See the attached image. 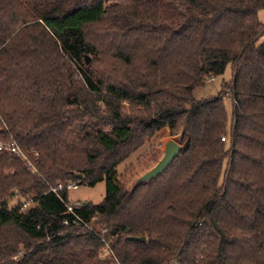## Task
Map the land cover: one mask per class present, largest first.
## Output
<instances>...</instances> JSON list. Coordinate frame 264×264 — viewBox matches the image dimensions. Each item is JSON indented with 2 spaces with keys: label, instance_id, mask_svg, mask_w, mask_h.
<instances>
[{
  "label": "trees",
  "instance_id": "trees-1",
  "mask_svg": "<svg viewBox=\"0 0 264 264\" xmlns=\"http://www.w3.org/2000/svg\"><path fill=\"white\" fill-rule=\"evenodd\" d=\"M260 11L264 0H0V142L35 170L0 153V264H111L106 246L121 264H264ZM101 25L102 47L86 38ZM228 67L214 95L194 97ZM164 127L180 155L130 192L117 166ZM102 181L80 224L68 192H51Z\"/></svg>",
  "mask_w": 264,
  "mask_h": 264
},
{
  "label": "rangeland",
  "instance_id": "rangeland-1",
  "mask_svg": "<svg viewBox=\"0 0 264 264\" xmlns=\"http://www.w3.org/2000/svg\"><path fill=\"white\" fill-rule=\"evenodd\" d=\"M258 19L261 22H264V13L260 11L258 13ZM104 26H95L90 27L87 30L86 38L92 43V39H99V44L102 47V33ZM89 60L92 62V57L89 56ZM101 68V66H99ZM107 67L103 66V70ZM102 69V68H101ZM230 78L229 67L226 69L224 75L222 77L217 78L213 82H209L204 88L197 89L194 91V97L196 99L207 98L211 95H214L215 92L219 89L221 81H228ZM122 110L124 112L128 111V104L122 102L121 103ZM226 111L230 113V104L228 102L225 103ZM174 140L181 145L183 148L184 145L180 142V136H170L169 130L167 127L162 128L153 136L145 138L143 144L136 148L130 155L120 163L116 168V174L118 181L122 184V186L130 190L133 181L143 174L145 171L149 170L158 159H160L162 155L163 145L167 140ZM105 194V184L104 182H100L96 184L94 187L87 186H78L75 190H70L67 193V203L69 205H79L83 203H90L92 205H98L102 202ZM17 199L11 202V206L15 204ZM30 207H32V203L28 200ZM83 234V233H81ZM103 235V233L101 234ZM21 255V252L19 253ZM99 256L103 258L104 254L102 249L99 251Z\"/></svg>",
  "mask_w": 264,
  "mask_h": 264
},
{
  "label": "built area",
  "instance_id": "built-area-1",
  "mask_svg": "<svg viewBox=\"0 0 264 264\" xmlns=\"http://www.w3.org/2000/svg\"><path fill=\"white\" fill-rule=\"evenodd\" d=\"M209 82H213V79H210ZM222 141L225 140V138H222L221 139ZM0 153H8V154H11V155H14L16 157H19L21 160H23L25 162V164L27 165V167H29L33 172L35 171L32 167V165L30 164V162L28 161V158L27 156L20 150V148L18 147V145L10 140L8 142H0ZM77 185L76 184H72V183H67V184H61V183H58L55 188L51 189V192L55 193V194H58L59 192H62V191H70V190H75L77 189ZM81 204L79 205H66V209H67V212L72 215L73 217V221L76 223V224H80L82 221L80 219V217H78V215L76 214V209H78L80 207ZM30 208V205L29 203H23L20 207V210L23 212V211H26ZM104 256L103 258H108L111 260V264H121L119 263L113 256V254L109 251L108 247H104L103 250H102Z\"/></svg>",
  "mask_w": 264,
  "mask_h": 264
},
{
  "label": "water",
  "instance_id": "water-1",
  "mask_svg": "<svg viewBox=\"0 0 264 264\" xmlns=\"http://www.w3.org/2000/svg\"><path fill=\"white\" fill-rule=\"evenodd\" d=\"M181 149V145L176 141L171 139L167 140L163 145L160 159H158L155 165H153L149 170L145 171L133 181L130 192H133L144 184H150L158 177H161L173 161L180 155ZM85 205H88V203H85ZM130 240L138 242L145 241L144 238H130Z\"/></svg>",
  "mask_w": 264,
  "mask_h": 264
}]
</instances>
